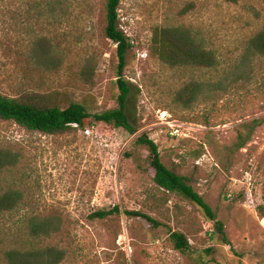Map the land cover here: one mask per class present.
<instances>
[{"label": "rangeland", "instance_id": "1", "mask_svg": "<svg viewBox=\"0 0 264 264\" xmlns=\"http://www.w3.org/2000/svg\"><path fill=\"white\" fill-rule=\"evenodd\" d=\"M104 5L0 0V93L59 108L76 102L91 115L115 107L116 44L104 35ZM117 25L130 43L123 76L134 85L133 133L91 120L46 134L0 118V195L19 198L0 212V264L17 252L61 255L56 264H264V57L247 54L264 3L120 0ZM164 28L189 32L217 65L171 67L158 54ZM142 135L215 211L228 243L197 205L153 182L149 150L135 142ZM114 205L120 213L89 217ZM44 220L54 222L49 235L33 231ZM171 231L191 249L176 250Z\"/></svg>", "mask_w": 264, "mask_h": 264}, {"label": "trees", "instance_id": "2", "mask_svg": "<svg viewBox=\"0 0 264 264\" xmlns=\"http://www.w3.org/2000/svg\"><path fill=\"white\" fill-rule=\"evenodd\" d=\"M264 3V0H262ZM120 0H105V27L104 35L116 44V85L118 94L116 97V106L101 113L89 114L85 107L76 102L70 103L65 108L44 105L40 100L31 96L8 97L0 93V118L4 120H12L20 126L46 134H55L65 131L76 123L78 127H83L88 121L104 122L115 127H122L129 133H133L134 129L129 121V115L126 110L127 99L134 85L126 80L123 76L125 67V53L130 47V43L126 34L118 28V6ZM158 33V32H157ZM156 33V34H157ZM158 54L161 60L167 62L171 67L177 66H193V67H213L218 63V59L214 53L199 42H197L189 32L179 28H164L159 30ZM44 47L43 43H40ZM247 54L259 55L264 57V25L251 37L247 42ZM256 124V120L250 124L249 131L244 137L238 133L236 148H242L247 143L250 134ZM137 144L146 145L150 153V166L154 170L153 182L169 193H177L197 205L204 213L205 217L213 223L215 232L221 235L222 241L228 243L224 231L223 223L217 219L215 211L205 202L203 197L189 184L186 176L177 174L169 169L161 161L157 145L147 136L142 135L135 141ZM5 165L0 155V171ZM18 195L16 193H4L0 195V212L10 211L17 206ZM120 213L119 206L114 205L112 208L98 209L92 212L90 218L102 219L106 216ZM124 214L141 216L153 226H159L160 223L151 216L140 212L124 210ZM52 220H44L34 223L35 232L49 235L55 230ZM170 240L173 247L186 253L191 249L187 237L178 231L170 232ZM207 252H209L207 250ZM38 253V252H37ZM38 254L17 252L9 257V264H56L61 255L55 257L53 254L48 259H38Z\"/></svg>", "mask_w": 264, "mask_h": 264}, {"label": "built area", "instance_id": "3", "mask_svg": "<svg viewBox=\"0 0 264 264\" xmlns=\"http://www.w3.org/2000/svg\"><path fill=\"white\" fill-rule=\"evenodd\" d=\"M72 125H73L74 127H77V126H78L76 123H73Z\"/></svg>", "mask_w": 264, "mask_h": 264}]
</instances>
